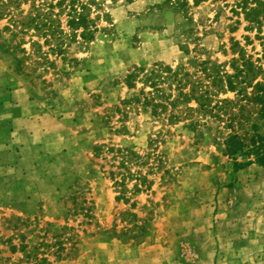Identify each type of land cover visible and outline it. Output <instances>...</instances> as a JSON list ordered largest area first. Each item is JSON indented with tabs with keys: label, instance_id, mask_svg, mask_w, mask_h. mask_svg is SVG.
Returning a JSON list of instances; mask_svg holds the SVG:
<instances>
[{
	"label": "rangeland",
	"instance_id": "374dc122",
	"mask_svg": "<svg viewBox=\"0 0 264 264\" xmlns=\"http://www.w3.org/2000/svg\"><path fill=\"white\" fill-rule=\"evenodd\" d=\"M81 1L94 39L59 43L0 0V264H264V167L234 169L212 109L264 39L236 0Z\"/></svg>",
	"mask_w": 264,
	"mask_h": 264
},
{
	"label": "trees",
	"instance_id": "16d2710c",
	"mask_svg": "<svg viewBox=\"0 0 264 264\" xmlns=\"http://www.w3.org/2000/svg\"><path fill=\"white\" fill-rule=\"evenodd\" d=\"M31 5V11L27 15H22L19 19H13L12 26L19 24L26 26L33 31H41L45 36V42L49 38H59V43L65 38H73L76 35L83 41L88 42L94 39L95 25L94 19L89 17L90 2L81 0H42ZM194 5L204 0H192ZM185 3V1H183ZM51 9L57 7L59 11L53 13L45 11L44 8ZM67 9V13H63ZM233 14L242 15L247 21L245 30H255L257 39H264L260 35L264 26V1L262 0H236L231 8ZM54 12V11H53ZM65 15L64 24L60 15ZM11 18V16L9 17ZM239 22L237 21L236 24ZM70 29L66 32L64 29ZM48 36V37H47ZM53 40V39H51ZM248 40V38H247ZM56 46L60 53L61 45ZM31 44H37L32 41ZM233 57L230 61V67L233 73L217 74L214 82L220 84V92L228 91L235 94L234 99L222 98L215 101L212 109H217L215 115L222 119L221 114H228L226 128L230 131L223 140V152L232 159L235 170L242 169L252 162L264 167V50L259 58L252 60L244 47H241L238 41L232 44ZM25 53L24 49H21ZM22 63V60H18ZM224 83V85H222ZM240 84V86L238 85ZM188 96L198 105L203 106L201 98L203 95L195 96L191 90ZM208 101V99H207ZM236 108V110H233ZM236 121V127L234 122Z\"/></svg>",
	"mask_w": 264,
	"mask_h": 264
}]
</instances>
